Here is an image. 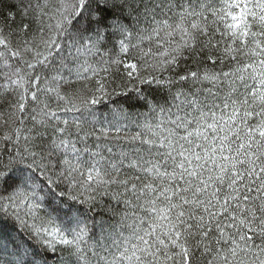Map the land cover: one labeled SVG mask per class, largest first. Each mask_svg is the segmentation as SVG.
Here are the masks:
<instances>
[{"label": "snow or ice", "instance_id": "1", "mask_svg": "<svg viewBox=\"0 0 264 264\" xmlns=\"http://www.w3.org/2000/svg\"><path fill=\"white\" fill-rule=\"evenodd\" d=\"M0 264H264V0H0Z\"/></svg>", "mask_w": 264, "mask_h": 264}]
</instances>
